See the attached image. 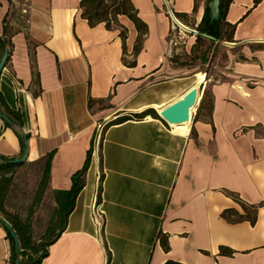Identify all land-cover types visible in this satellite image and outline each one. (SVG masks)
<instances>
[{
  "label": "crops",
  "instance_id": "1",
  "mask_svg": "<svg viewBox=\"0 0 264 264\" xmlns=\"http://www.w3.org/2000/svg\"><path fill=\"white\" fill-rule=\"evenodd\" d=\"M167 1L191 29L199 27L211 2ZM80 2L0 0V36L6 27L12 42L0 90L23 117L17 129L29 135L27 160L0 171L16 172L4 209L35 225V185L22 208L20 173L52 155L43 199L53 210L48 225L59 218L61 227L41 264H264V206L255 225L221 217L231 208L242 213L226 192L264 203V0L230 3L225 22L235 26L240 58L231 56L224 81L205 86L200 112L183 130L152 116L136 118L195 85L170 75L165 0H131L148 26L136 57L138 32L128 17L119 16L127 31L125 54L121 30L104 23L91 27ZM124 117L131 119L114 124ZM99 127V149L92 150L84 187L65 216L60 208L70 204L57 201L55 193L71 190ZM24 151L16 133L3 129L0 165ZM95 203L105 216L101 234L92 216ZM0 217L10 224L1 211ZM222 247L233 256L221 254ZM11 255L0 223V264H10Z\"/></svg>",
  "mask_w": 264,
  "mask_h": 264
},
{
  "label": "trees",
  "instance_id": "2",
  "mask_svg": "<svg viewBox=\"0 0 264 264\" xmlns=\"http://www.w3.org/2000/svg\"><path fill=\"white\" fill-rule=\"evenodd\" d=\"M261 1L262 0H254L255 4H258ZM108 2H111V5H108ZM231 2L232 0H221L220 17L218 20H212L210 8L208 7L201 24L195 30L199 31L200 33H207L213 36L216 39V41H213L214 43H216L217 41L234 42L233 35L235 31V26L225 22L226 13ZM79 9L81 10L82 18L86 19L91 27H95L101 23H104L106 28L109 30L112 28L120 29L121 30L120 37L123 41L125 54H126L127 31L125 28L119 25L118 19L119 16L128 17L133 22L138 32V38L134 49V56L136 57L141 52L143 46V40L145 36L148 34V26L139 17L138 10L134 7L131 0H81ZM175 16L181 23H183L182 19L178 16V14H175ZM225 27L230 29V33L228 36H224ZM204 39L205 38L201 36H197V41H201ZM5 51H7L9 54V59L7 62L9 63L10 56L12 55V42L6 27L4 29L3 35L0 36V59ZM125 64L129 66H134L136 65V61L128 62L125 60ZM32 69H33V75L35 77V85L39 84V74L36 70L35 62H33ZM202 104H203V100L200 104V108L202 107ZM0 112L6 115L12 122L11 125L5 124V127H3L2 130L7 128L12 129L19 138L22 151H24L26 147L24 138L26 137L28 140L29 135H24L19 129H17V128L22 129L24 125L23 117L19 111L12 110L8 106L1 90H0ZM145 116H152L155 118H159L158 114L154 109L146 110L142 114L137 115L136 118H142ZM130 119H131L130 117H124L116 120L114 124L123 123ZM2 130L0 131V135L2 133ZM92 150L93 148L91 147L83 169L73 175L72 177L73 185L71 190L55 193V197L57 201H58V197H61L63 200H65L66 204H70L68 205L67 208H63V207L60 208V212H62L65 216H67L74 209L75 201L84 187L83 177L90 167ZM51 158L52 155L49 156L45 161V168L42 174L41 182L39 184L37 195L35 197V201L37 203L41 201L42 196H44L47 187V183L49 179V165ZM15 166L17 165H12L11 163L4 165L2 164L0 165V171H3V169H8L9 171ZM15 173L16 172H0V211L5 215V217H7V220L10 222L11 227L15 231L20 244V253L17 254L15 250V242L8 231V237L10 238L12 243V255H11L10 264H15V261L18 258H20V264H41L42 261L49 254V247L60 236V233L55 235L53 232L59 229V227H61L59 225V218L55 223L51 222V224H49L48 229L46 230V233L44 237L40 240V242L37 243L33 240L32 225L23 223L18 216L9 214L4 209L5 200L13 184ZM6 175L8 176L6 177ZM226 194L229 197H231L232 200L240 206V208L242 209V213L234 208H231L225 210L222 213L221 217L229 223L249 222L251 225H255L257 221V215L259 209L264 206V203L249 204L245 202L236 193L226 192ZM100 197L101 196L99 193L98 202H100ZM53 220L54 218L52 219V221ZM43 241L46 242L43 243ZM165 248L167 249L168 247L165 246ZM220 252L221 254L224 255L233 256V252L230 249H226L222 247Z\"/></svg>",
  "mask_w": 264,
  "mask_h": 264
},
{
  "label": "rangeland",
  "instance_id": "3",
  "mask_svg": "<svg viewBox=\"0 0 264 264\" xmlns=\"http://www.w3.org/2000/svg\"><path fill=\"white\" fill-rule=\"evenodd\" d=\"M111 5V2H108ZM119 20V19H118ZM171 20V31L169 34V50L167 54V61L172 71V76L188 77L189 85L198 84L208 86L209 83L214 81H224L225 74L230 65L231 56L234 55L236 59L240 58L239 47L225 45L224 42H216L204 39L197 41V36L185 32L179 28ZM120 25V23H119ZM230 33L229 28H224V36ZM233 43V42H228ZM198 75L205 77L204 82H200ZM198 79V80H197ZM200 112V105L196 108L193 114V120ZM157 113V112H156ZM98 137L95 138V141ZM101 141V137L99 142ZM45 163H35L34 166L29 167L32 172H21L19 185H24L22 189L24 192L21 203H18L22 208L26 207L27 199L31 196L32 185H35V197L41 182L42 174L44 171ZM53 213L50 202L42 199L40 202L35 201V225H32V232L37 241L42 239L48 229L50 216ZM46 241H43L45 243Z\"/></svg>",
  "mask_w": 264,
  "mask_h": 264
},
{
  "label": "water",
  "instance_id": "4",
  "mask_svg": "<svg viewBox=\"0 0 264 264\" xmlns=\"http://www.w3.org/2000/svg\"><path fill=\"white\" fill-rule=\"evenodd\" d=\"M165 2H166V5H167L168 11H169V15H170L172 21L179 28H181L182 30H184L185 32H188L190 34H194L196 36H201L207 40L216 41V39L213 36H211L207 33H200L199 31H197L195 29H191V28L185 26L184 24H182L177 19L175 14L173 13V11L169 5V2L167 0H165ZM220 6H221V0H211V2L209 4V8H210L212 20H218L219 19V17H220ZM224 44L229 45V46H235L236 45V43H228V42H224ZM8 59H9V54L7 51H5L4 54L2 55L1 59H0V75L2 74L4 69L6 68ZM206 84H207V82L204 85H201V84L197 85L196 84V85L191 86L179 98H177L176 100H174L170 104L164 106L160 113L157 110H155V109L154 110L157 112L159 118L162 121H164L166 124H168V126L171 129H175L177 126H183V125L191 127L192 123H193V119H194L192 111L200 105L201 99H202V93H203V90H204ZM0 118L4 121L5 124H7V125L12 124L11 120L6 115L2 114L1 112H0ZM24 139H25L24 141H25L26 148H25V151L23 153V156L21 158L11 160L9 163L20 164V163H23L27 160L28 153H29V142H28L26 137ZM0 223L11 234V237L13 238V240L15 242L16 253L19 254L20 253V244H19V240L17 238L15 231L13 230L11 225L2 217H0ZM15 264H20V258H18L15 261Z\"/></svg>",
  "mask_w": 264,
  "mask_h": 264
},
{
  "label": "built area",
  "instance_id": "5",
  "mask_svg": "<svg viewBox=\"0 0 264 264\" xmlns=\"http://www.w3.org/2000/svg\"><path fill=\"white\" fill-rule=\"evenodd\" d=\"M0 124L3 127H5V123L1 118H0ZM101 134H102V128L99 127V133L97 135L98 140L95 141V144L93 146V151H97L99 149V146H100L99 139L101 137ZM92 216H93V219L95 221V224L98 227L99 233L101 234L103 232L104 227H105V216H104V211L102 210L100 205L95 203V205L92 207Z\"/></svg>",
  "mask_w": 264,
  "mask_h": 264
},
{
  "label": "bare ground",
  "instance_id": "6",
  "mask_svg": "<svg viewBox=\"0 0 264 264\" xmlns=\"http://www.w3.org/2000/svg\"><path fill=\"white\" fill-rule=\"evenodd\" d=\"M183 24V23H182ZM198 78H199V81L200 82H204V79H205V77L203 76V75H198ZM198 80V79H197ZM196 85V84H195ZM198 85V84H197ZM161 110L162 109H160L158 112L160 113L161 112ZM196 109H194L193 111H192V114H194V111H195ZM185 128H190V126H186V125H183V126H177L175 129L176 130H183V129H185Z\"/></svg>",
  "mask_w": 264,
  "mask_h": 264
}]
</instances>
